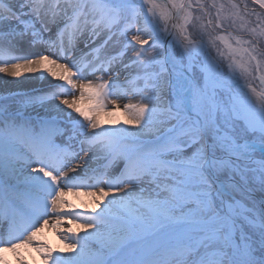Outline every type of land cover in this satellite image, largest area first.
<instances>
[{
	"label": "snow or ice",
	"instance_id": "obj_1",
	"mask_svg": "<svg viewBox=\"0 0 264 264\" xmlns=\"http://www.w3.org/2000/svg\"><path fill=\"white\" fill-rule=\"evenodd\" d=\"M0 73V264H264V0H0Z\"/></svg>",
	"mask_w": 264,
	"mask_h": 264
},
{
	"label": "bare ground",
	"instance_id": "obj_2",
	"mask_svg": "<svg viewBox=\"0 0 264 264\" xmlns=\"http://www.w3.org/2000/svg\"><path fill=\"white\" fill-rule=\"evenodd\" d=\"M28 79H25V78ZM0 78H5L7 80H12L13 78L10 76L5 77L4 74L0 73ZM20 81H22L23 83L20 84L19 86L17 85H10V88L12 90H18V91H25L26 92V88H30L27 90V92H32L33 90H37V91H43L46 90L47 85H45V83H41L39 80L35 79V74H29V73H25L24 75H22L19 78ZM44 84L42 86H38ZM37 86V87H35ZM124 101H121V103H123ZM86 104V101L83 102ZM105 122H107L109 119H119V120H123L124 118L122 116H120V114H117L115 117H108L107 115H104L102 118ZM69 199L72 201V203L80 206L81 208H83L85 205L88 208L92 207V198L87 196V195H82V196H69ZM47 230H50V233H47ZM41 239H47V241L53 246V247H63L62 244H60V241L57 237V235L55 234V230L51 228V225L45 226L40 234H39ZM27 254H31L32 259H28L26 257ZM9 262V264H21L19 257L23 256L25 259H27L28 264H32L33 262H37L38 264H43L41 258H40V253L35 251L34 246L33 247H25L22 248L20 250H18L17 252H6L4 254Z\"/></svg>",
	"mask_w": 264,
	"mask_h": 264
},
{
	"label": "rangeland",
	"instance_id": "obj_3",
	"mask_svg": "<svg viewBox=\"0 0 264 264\" xmlns=\"http://www.w3.org/2000/svg\"><path fill=\"white\" fill-rule=\"evenodd\" d=\"M86 103H87V102H86ZM118 114H120V116H122V117L124 118V114H123V113H118ZM103 116H104V115H103ZM103 116H102V118H103ZM47 233H50V230H47ZM26 257H27L28 259H32L31 254H27ZM32 264H38V263H37L36 261H35V262L32 261Z\"/></svg>",
	"mask_w": 264,
	"mask_h": 264
}]
</instances>
